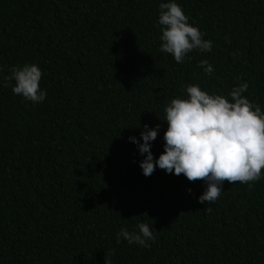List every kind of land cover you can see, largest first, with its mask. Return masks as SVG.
Listing matches in <instances>:
<instances>
[{
	"label": "trees",
	"instance_id": "trees-1",
	"mask_svg": "<svg viewBox=\"0 0 264 264\" xmlns=\"http://www.w3.org/2000/svg\"><path fill=\"white\" fill-rule=\"evenodd\" d=\"M162 2L0 0V264H264V178L224 181L201 204L202 180L145 177L129 141L159 125L158 159L164 108L186 84L231 101L246 82L264 111V0H176L213 43L182 64L160 51ZM26 63L42 69L43 103L4 80ZM139 222L155 242L117 243Z\"/></svg>",
	"mask_w": 264,
	"mask_h": 264
},
{
	"label": "clouds",
	"instance_id": "clouds-1",
	"mask_svg": "<svg viewBox=\"0 0 264 264\" xmlns=\"http://www.w3.org/2000/svg\"><path fill=\"white\" fill-rule=\"evenodd\" d=\"M157 23L161 26L160 51L171 54L177 64L190 59L188 54L194 50L212 51V41L204 39V33L189 23L176 0L159 4ZM198 67L207 75L214 71L207 60H201ZM9 71L4 80L14 82L11 83L14 95L33 105L45 101L47 92L40 88L43 72L37 64L14 65ZM184 89L187 98L172 99L164 108L167 128L158 159L151 147L160 131L159 125L154 128L144 125L139 139L129 137L144 157L139 163L142 174L149 177L159 168L166 174H183L188 181L202 180L204 191L198 197L201 204L215 203L223 193L224 181L250 183L264 178V111L243 95L248 84L242 82L233 87L228 94L231 101L202 90L199 84H186ZM188 191L191 193V189ZM154 232L153 225L146 222L137 223L131 232L122 227L117 243L122 238L129 245L148 247L149 241L155 242ZM104 264H111V259L105 257Z\"/></svg>",
	"mask_w": 264,
	"mask_h": 264
}]
</instances>
